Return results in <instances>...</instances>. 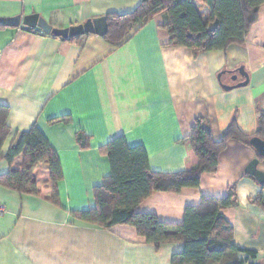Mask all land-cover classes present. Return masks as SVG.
<instances>
[{
  "label": "crops",
  "instance_id": "1",
  "mask_svg": "<svg viewBox=\"0 0 264 264\" xmlns=\"http://www.w3.org/2000/svg\"><path fill=\"white\" fill-rule=\"evenodd\" d=\"M140 2L0 0V17L38 14L53 28H66L130 12ZM164 22V15H157L115 45L95 34L69 41L36 29H0V103L8 107L10 129L1 155L18 133L35 125L63 174L59 208L0 185V203L7 210L0 215V264H172L171 256L183 250L181 242L155 248L133 227L108 230L70 214L95 206L93 188L110 174L100 148L119 135L129 146H143L151 170L177 172L185 168L188 148L182 139L196 117L205 119L214 140L232 121L244 134L257 130L258 113L264 111V6L244 43L225 50L194 53L164 46L169 41L168 31L160 27ZM239 67L248 75L247 84L224 89L245 80L236 72ZM61 116L70 121L50 123ZM78 131L89 137L88 148L77 145ZM255 157L253 147L230 139L216 172L202 173L196 187L155 191L136 211L179 224L186 206L198 205L203 195L224 197L234 185L237 205L223 211L233 242L256 252L252 261L263 264L264 209L250 202L261 186L245 172ZM8 169L0 160V175ZM258 169L264 172V158Z\"/></svg>",
  "mask_w": 264,
  "mask_h": 264
},
{
  "label": "trees",
  "instance_id": "2",
  "mask_svg": "<svg viewBox=\"0 0 264 264\" xmlns=\"http://www.w3.org/2000/svg\"><path fill=\"white\" fill-rule=\"evenodd\" d=\"M262 6L264 0H141L130 12L106 14L108 28L102 37L113 45L122 43L150 19L163 14L165 22L160 27L169 34L164 46L184 47L194 53L225 50L231 44L244 43ZM7 116L8 107L0 103V160L9 166L0 175V185L20 195L41 197L59 208L58 185L63 174L55 151L33 125L18 133L2 156V145L10 132ZM68 121V116H61L50 123ZM206 126L204 118H195L190 133L182 139L188 148L185 168L177 172L151 170L143 146H129L122 135L110 140L100 148L109 160L110 174L93 188L95 206L71 211V216L108 230L116 225L133 227L145 243L155 248L181 242L183 250L171 256L172 264H257L252 261L256 252L233 242L232 226L223 214L237 205L234 185L228 187L224 197L203 195L198 205L186 206L179 224L136 211L155 191L179 192L184 187H196L202 173L216 172L218 156L228 140L236 139L252 147L253 137L264 139V111L258 113V127L251 135L244 134L232 121L221 139L214 140ZM75 140L80 149L88 148L89 137L83 132L78 131ZM260 186L250 202L264 209V184ZM242 252L245 258L239 257Z\"/></svg>",
  "mask_w": 264,
  "mask_h": 264
},
{
  "label": "water",
  "instance_id": "3",
  "mask_svg": "<svg viewBox=\"0 0 264 264\" xmlns=\"http://www.w3.org/2000/svg\"><path fill=\"white\" fill-rule=\"evenodd\" d=\"M0 26L12 27V28H23L38 29L42 33L52 35L60 39L75 38L83 36L85 34H95L97 36H104L107 32V19L106 16H100L98 18H90L81 24L72 25L66 28H53L49 25L42 17L38 14H29L25 16L16 15L12 17H0ZM236 72L244 77V81L238 82L234 85H225L224 89L229 90L235 87L244 86L248 82V75L242 67H239ZM237 75L233 74L232 79L236 80ZM209 130V127L206 126ZM252 147L256 150L257 155L264 157V139L253 137L250 140ZM259 158L255 157L252 159L245 168V172L254 177L260 184H264V172L258 169Z\"/></svg>",
  "mask_w": 264,
  "mask_h": 264
},
{
  "label": "built area",
  "instance_id": "4",
  "mask_svg": "<svg viewBox=\"0 0 264 264\" xmlns=\"http://www.w3.org/2000/svg\"><path fill=\"white\" fill-rule=\"evenodd\" d=\"M32 30H33V29H32ZM6 211H7V210H6L5 205H3V204L0 203V215L4 214Z\"/></svg>",
  "mask_w": 264,
  "mask_h": 264
}]
</instances>
